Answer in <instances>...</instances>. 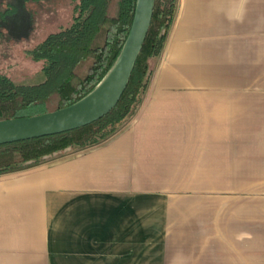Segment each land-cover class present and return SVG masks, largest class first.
<instances>
[{"label":"crops","instance_id":"0c3cea01","mask_svg":"<svg viewBox=\"0 0 264 264\" xmlns=\"http://www.w3.org/2000/svg\"><path fill=\"white\" fill-rule=\"evenodd\" d=\"M0 264H264V0H178L126 126L0 175Z\"/></svg>","mask_w":264,"mask_h":264},{"label":"trees","instance_id":"16d2710c","mask_svg":"<svg viewBox=\"0 0 264 264\" xmlns=\"http://www.w3.org/2000/svg\"><path fill=\"white\" fill-rule=\"evenodd\" d=\"M68 25L25 51L40 66L36 81H16L0 71V121L27 118L68 107L90 93L106 76L126 40L136 0H72ZM49 0H23L27 13L50 6ZM177 0H155L151 24L128 86L115 108L83 128L56 136L0 146V175L21 171L100 145L135 116L147 90L151 63L162 52ZM16 7L0 0V41L6 15Z\"/></svg>","mask_w":264,"mask_h":264},{"label":"water","instance_id":"95a60500","mask_svg":"<svg viewBox=\"0 0 264 264\" xmlns=\"http://www.w3.org/2000/svg\"><path fill=\"white\" fill-rule=\"evenodd\" d=\"M154 4L155 0H136L122 49L109 72L90 93L54 112L0 121V146L71 132L108 115L128 86L151 24Z\"/></svg>","mask_w":264,"mask_h":264},{"label":"rangeland","instance_id":"374dc122","mask_svg":"<svg viewBox=\"0 0 264 264\" xmlns=\"http://www.w3.org/2000/svg\"><path fill=\"white\" fill-rule=\"evenodd\" d=\"M49 2L50 6L37 9L33 18L25 11L23 2H17L18 13L7 22L8 35L12 43L0 41V71L7 73L16 81H36L40 78V66L26 58L25 51L71 21L72 0H49ZM177 5L178 0L176 8ZM157 62L158 59L151 63V70L155 68Z\"/></svg>","mask_w":264,"mask_h":264},{"label":"flooded vegetation","instance_id":"af4514ba","mask_svg":"<svg viewBox=\"0 0 264 264\" xmlns=\"http://www.w3.org/2000/svg\"><path fill=\"white\" fill-rule=\"evenodd\" d=\"M6 2L9 3V4L11 3V4H13L16 7V10H15L14 14L13 15H6L5 21L3 23L5 35L7 34V36H9L8 35V30H7V22L9 20L13 19L17 15V13H18L17 2H23V0H6Z\"/></svg>","mask_w":264,"mask_h":264}]
</instances>
